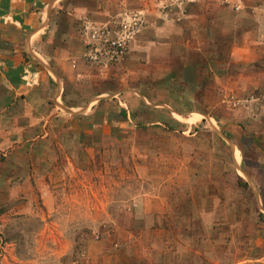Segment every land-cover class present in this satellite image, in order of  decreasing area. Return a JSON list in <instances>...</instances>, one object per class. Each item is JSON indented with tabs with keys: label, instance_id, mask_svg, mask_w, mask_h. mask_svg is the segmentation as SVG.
Returning a JSON list of instances; mask_svg holds the SVG:
<instances>
[{
	"label": "rangeland",
	"instance_id": "obj_1",
	"mask_svg": "<svg viewBox=\"0 0 264 264\" xmlns=\"http://www.w3.org/2000/svg\"><path fill=\"white\" fill-rule=\"evenodd\" d=\"M148 26L83 16L90 73L1 109L0 264H264V90L184 114L174 77L125 72Z\"/></svg>",
	"mask_w": 264,
	"mask_h": 264
},
{
	"label": "crops",
	"instance_id": "obj_2",
	"mask_svg": "<svg viewBox=\"0 0 264 264\" xmlns=\"http://www.w3.org/2000/svg\"><path fill=\"white\" fill-rule=\"evenodd\" d=\"M166 4V0H0V111L27 95L35 116L41 97L32 96L50 90L53 81L64 88L75 74L90 73L77 30L80 19L89 15L103 21L124 8L141 11L149 24L135 41L125 72L141 74L152 84L174 77L181 85L176 90L184 92L173 106H189L184 114L203 117L202 108H215L224 98L240 101L248 92L264 90V0L229 4L190 0L187 13L174 16L166 13ZM173 10L180 12L181 7ZM163 96L159 93V98ZM168 101L152 105L171 106Z\"/></svg>",
	"mask_w": 264,
	"mask_h": 264
},
{
	"label": "trees",
	"instance_id": "obj_3",
	"mask_svg": "<svg viewBox=\"0 0 264 264\" xmlns=\"http://www.w3.org/2000/svg\"><path fill=\"white\" fill-rule=\"evenodd\" d=\"M125 113H127V112H125ZM128 115H130V114H128Z\"/></svg>",
	"mask_w": 264,
	"mask_h": 264
}]
</instances>
